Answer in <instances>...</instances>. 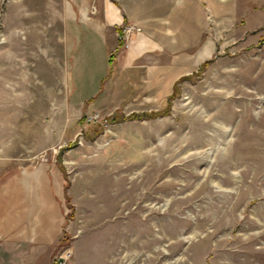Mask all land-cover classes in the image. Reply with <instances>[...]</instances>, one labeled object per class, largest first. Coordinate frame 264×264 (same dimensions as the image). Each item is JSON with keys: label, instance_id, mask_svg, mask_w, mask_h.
<instances>
[{"label": "rangeland", "instance_id": "obj_1", "mask_svg": "<svg viewBox=\"0 0 264 264\" xmlns=\"http://www.w3.org/2000/svg\"><path fill=\"white\" fill-rule=\"evenodd\" d=\"M107 1L155 52L103 58ZM40 163L70 197L52 264H264V0H0V176Z\"/></svg>", "mask_w": 264, "mask_h": 264}, {"label": "crops", "instance_id": "obj_2", "mask_svg": "<svg viewBox=\"0 0 264 264\" xmlns=\"http://www.w3.org/2000/svg\"><path fill=\"white\" fill-rule=\"evenodd\" d=\"M101 15L96 19L101 27L99 52L106 61L113 54L116 69L137 54L155 52L149 29L159 21L153 22L111 1L104 4ZM126 20L148 31L138 33L128 49L118 50L116 31ZM65 49L66 81L78 83L82 72L76 57L69 64L74 47L66 45ZM198 55L206 58L207 48L203 47ZM185 65L182 62L178 66ZM66 195L64 179L52 163L16 167L0 176V264L53 263L66 225Z\"/></svg>", "mask_w": 264, "mask_h": 264}, {"label": "trees", "instance_id": "obj_3", "mask_svg": "<svg viewBox=\"0 0 264 264\" xmlns=\"http://www.w3.org/2000/svg\"><path fill=\"white\" fill-rule=\"evenodd\" d=\"M110 60L113 61V54L110 55ZM210 61V59H207L205 61H203L199 68H203L204 66H206L208 64V62ZM111 71V70H110ZM189 76L188 75H182L179 77V79L183 80V79H186L188 78ZM173 98V94L171 93L170 95L167 96V105H166V108L163 112H161V110H154V111H150L149 113H132L130 116L134 119H141V118H152L156 115H161V114H165L168 112V108H169V101ZM111 117H105L103 118L102 120L100 121H94L92 124L89 125L88 127V133H86V137L89 138V139H93L96 135L102 133L103 131V125H105V122L112 120V122H117V121H120V120H125V117L123 115H119L118 112H114L112 113V115H110ZM84 119L81 118L79 120V122H82ZM92 132V133H90ZM66 188V186H65ZM69 199L70 197L68 195H66V203H69ZM70 217L71 216V213H67V217Z\"/></svg>", "mask_w": 264, "mask_h": 264}, {"label": "built area", "instance_id": "obj_4", "mask_svg": "<svg viewBox=\"0 0 264 264\" xmlns=\"http://www.w3.org/2000/svg\"><path fill=\"white\" fill-rule=\"evenodd\" d=\"M141 31L142 28L139 25L132 22H125L119 26L117 38L121 42V45L127 47L135 35ZM69 256L70 252L66 250L62 255L59 256V261L57 264H64Z\"/></svg>", "mask_w": 264, "mask_h": 264}]
</instances>
